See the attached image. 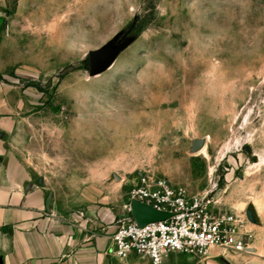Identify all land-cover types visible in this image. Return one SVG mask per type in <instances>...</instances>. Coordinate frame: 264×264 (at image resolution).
Listing matches in <instances>:
<instances>
[{
	"label": "rangeland",
	"instance_id": "1",
	"mask_svg": "<svg viewBox=\"0 0 264 264\" xmlns=\"http://www.w3.org/2000/svg\"><path fill=\"white\" fill-rule=\"evenodd\" d=\"M0 93L63 216L147 172L244 218L242 251L174 264H264V0H0Z\"/></svg>",
	"mask_w": 264,
	"mask_h": 264
},
{
	"label": "crops",
	"instance_id": "2",
	"mask_svg": "<svg viewBox=\"0 0 264 264\" xmlns=\"http://www.w3.org/2000/svg\"><path fill=\"white\" fill-rule=\"evenodd\" d=\"M6 102L0 93V264H151L135 253L119 259L107 252L124 206L67 218L51 201L44 180L13 164L7 157L12 117ZM174 263L173 254L164 258L163 264Z\"/></svg>",
	"mask_w": 264,
	"mask_h": 264
},
{
	"label": "built area",
	"instance_id": "3",
	"mask_svg": "<svg viewBox=\"0 0 264 264\" xmlns=\"http://www.w3.org/2000/svg\"><path fill=\"white\" fill-rule=\"evenodd\" d=\"M129 204L110 237L107 252L125 259L131 253L163 264L173 253L205 257L210 249H245L244 218L208 196L188 195L164 177L139 172L127 191ZM132 202L150 206L164 218L143 224L131 215Z\"/></svg>",
	"mask_w": 264,
	"mask_h": 264
},
{
	"label": "water",
	"instance_id": "4",
	"mask_svg": "<svg viewBox=\"0 0 264 264\" xmlns=\"http://www.w3.org/2000/svg\"><path fill=\"white\" fill-rule=\"evenodd\" d=\"M202 144L203 142L201 140L195 141L194 150L196 151L200 149ZM130 212L133 218L135 219V221L139 224H143L151 220L164 218V214H162L161 212L156 211L150 206H147L139 202H132ZM247 217L249 220L254 221V213L250 208L247 209Z\"/></svg>",
	"mask_w": 264,
	"mask_h": 264
},
{
	"label": "trees",
	"instance_id": "5",
	"mask_svg": "<svg viewBox=\"0 0 264 264\" xmlns=\"http://www.w3.org/2000/svg\"><path fill=\"white\" fill-rule=\"evenodd\" d=\"M88 58L85 59V61L87 62Z\"/></svg>",
	"mask_w": 264,
	"mask_h": 264
}]
</instances>
